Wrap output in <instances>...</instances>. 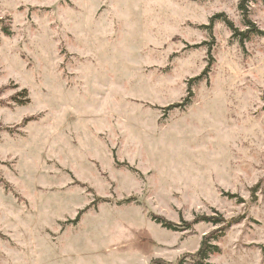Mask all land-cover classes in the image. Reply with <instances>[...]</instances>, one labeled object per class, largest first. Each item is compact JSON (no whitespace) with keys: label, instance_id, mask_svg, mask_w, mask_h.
Returning <instances> with one entry per match:
<instances>
[{"label":"rangeland","instance_id":"374dc122","mask_svg":"<svg viewBox=\"0 0 264 264\" xmlns=\"http://www.w3.org/2000/svg\"><path fill=\"white\" fill-rule=\"evenodd\" d=\"M154 215L239 218L206 263L264 264V0H0V264H176L220 228Z\"/></svg>","mask_w":264,"mask_h":264},{"label":"trees","instance_id":"16d2710c","mask_svg":"<svg viewBox=\"0 0 264 264\" xmlns=\"http://www.w3.org/2000/svg\"><path fill=\"white\" fill-rule=\"evenodd\" d=\"M245 3L243 2L241 4V9L245 10ZM229 28L233 31V37H239L241 41L243 39H249L250 35L253 33H259L255 25L248 20V17L246 16V26L248 29L245 32H240L238 29L235 28L232 22L229 20L224 19ZM9 34V32H7ZM22 95L27 96V91L24 90ZM27 122L29 120H26ZM257 189V188H256ZM256 189H253V191H256ZM81 215V213H80ZM79 215V217H80ZM79 217L77 218L76 221L79 220ZM153 220H155L158 224L162 225L164 228L172 231H186L192 229L194 225L200 224V223H209L214 226H220L215 232L208 234L204 236L202 246L196 252L195 254H191L188 256L183 257L180 259L176 264H186L188 260L191 264H208L206 261L209 258V255L214 251V246L212 245V241L216 240L220 235L224 234L226 230L231 228L233 225L240 223L241 219H232V220H226L224 217L219 216V217H210V216H197L195 217L194 220L192 221H182L181 224H177L174 222H171L161 216H153ZM155 264H168L164 261H155Z\"/></svg>","mask_w":264,"mask_h":264}]
</instances>
